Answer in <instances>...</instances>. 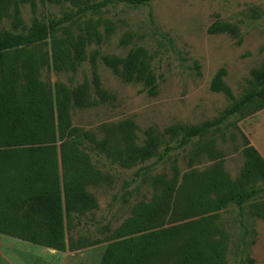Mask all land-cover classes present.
Listing matches in <instances>:
<instances>
[{
  "label": "trees",
  "instance_id": "obj_1",
  "mask_svg": "<svg viewBox=\"0 0 264 264\" xmlns=\"http://www.w3.org/2000/svg\"><path fill=\"white\" fill-rule=\"evenodd\" d=\"M37 1L69 2L72 9L46 21L33 15L27 25L21 5L29 3L34 13ZM150 1L0 0L1 234L60 251L106 242L98 264H227L228 234L221 212L235 205L240 216L248 209L264 220V157L236 125L264 108V60L251 68L249 86L238 97L224 81L225 69L215 72L210 89L224 93L229 104L214 119L197 125L172 124L163 132L148 127L141 143L131 119L102 124L100 136L72 125L73 107L114 99L94 69L90 82L84 79L73 86L62 82L51 86L41 78L42 69L49 67L75 73L87 59L94 68L98 51H89V46L101 43L103 35L99 20L89 13L112 3L139 6ZM4 18L9 19V28L2 25ZM208 32L239 35L236 25L222 21L212 23ZM47 38L50 53L44 49ZM127 42L126 37L120 41ZM101 60L121 81L140 82L143 90L156 94V75L142 46L124 56L104 54ZM227 125L238 129L242 140L243 164L236 177L221 160L182 174L174 162L169 177L163 172L151 176L150 199L135 202L117 227H105L106 235L91 238L75 228L82 216L97 208L87 186L98 183L102 174L91 163L90 151L103 153L120 168L138 166L134 178L144 180L173 150ZM211 142H199L196 148H209ZM246 260L253 262L247 256L236 264Z\"/></svg>",
  "mask_w": 264,
  "mask_h": 264
},
{
  "label": "rangeland",
  "instance_id": "obj_2",
  "mask_svg": "<svg viewBox=\"0 0 264 264\" xmlns=\"http://www.w3.org/2000/svg\"><path fill=\"white\" fill-rule=\"evenodd\" d=\"M71 9L69 2L37 1L34 13L29 3L22 4L21 16L28 25L33 15L46 21ZM88 16L99 20L98 30L103 35L101 43L89 46V51H98L94 68L87 59L75 73L56 72L49 67L42 69L41 78L51 86L55 82L73 86L84 79L90 82L95 70L102 87L114 94V99L91 107H73L70 114L73 126L91 130L97 136L101 135L102 124L131 119L138 127L136 134L141 143L143 131L148 127L163 132L172 124L197 125L214 119L229 104L224 93L210 89L215 72L221 67L225 69L224 81L238 97L249 86L251 68L264 60V0H151L139 6L112 3ZM215 21L236 25L239 35L208 32ZM9 22L4 18L2 25L9 28ZM71 28L75 31V26ZM123 37L128 39L126 44L120 43ZM137 46L146 50L156 75L155 95L143 90L140 82L121 81L101 60L104 54L124 56ZM44 49L50 53L49 38ZM236 125L264 157V108L238 120ZM220 129L204 134L200 143L193 139L183 148L170 152L151 168L144 180L134 178L138 166L120 168L103 153L90 151L91 163L102 174L98 183L87 186L96 198L97 208L82 216L75 228L91 238L103 237L107 234L105 227H117L130 215L135 202L150 199L151 176L163 172L169 177L174 162L182 174L191 169L204 170L221 160L229 175L236 177L243 164L242 140L232 125ZM210 140L209 148L197 150L196 145H205ZM236 207L221 212L228 234L227 264H236L247 256L253 259L252 264H264V220L248 209L240 216ZM31 245L0 236V264L7 263L5 256L12 248L22 250L20 255H27L34 263L36 254ZM105 245L102 242L82 248L77 253V263L84 260L86 264H98ZM244 264L249 263L246 260Z\"/></svg>",
  "mask_w": 264,
  "mask_h": 264
},
{
  "label": "crops",
  "instance_id": "obj_3",
  "mask_svg": "<svg viewBox=\"0 0 264 264\" xmlns=\"http://www.w3.org/2000/svg\"><path fill=\"white\" fill-rule=\"evenodd\" d=\"M0 236H4L6 238H11V240H16L17 242H23L26 243L27 245L32 244V248L35 250V254L36 257L32 259V261H34V263H31V258L26 256H22L20 255L21 252L20 250L17 249H11L10 252L8 253L7 256H5L7 263L6 264H57L60 260L59 264H78L77 260V253L80 252L82 250L81 249H77V250H64V251H60V250H56L53 248H49V247H45V246H41L38 244H33L9 235H5V234H1ZM34 245H36L37 247H35ZM23 247L25 245H22ZM18 247H21V245H18ZM14 251V252H13ZM4 256V255H3ZM84 262V263H83ZM83 262H81V264H86V261L83 260Z\"/></svg>",
  "mask_w": 264,
  "mask_h": 264
}]
</instances>
